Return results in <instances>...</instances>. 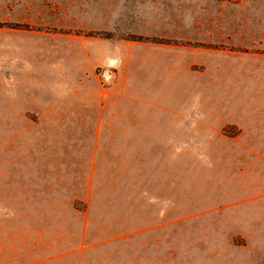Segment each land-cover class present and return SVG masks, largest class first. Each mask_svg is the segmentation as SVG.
<instances>
[{
	"label": "rangeland",
	"instance_id": "rangeland-1",
	"mask_svg": "<svg viewBox=\"0 0 264 264\" xmlns=\"http://www.w3.org/2000/svg\"><path fill=\"white\" fill-rule=\"evenodd\" d=\"M263 66L264 0H0V264H264Z\"/></svg>",
	"mask_w": 264,
	"mask_h": 264
},
{
	"label": "crops",
	"instance_id": "crops-1",
	"mask_svg": "<svg viewBox=\"0 0 264 264\" xmlns=\"http://www.w3.org/2000/svg\"><path fill=\"white\" fill-rule=\"evenodd\" d=\"M115 62L114 60V65ZM246 81L248 82V79ZM251 81L253 83V89L246 91L244 113L239 114L237 112L239 105L235 104L236 111L230 117V124L236 125L241 135V140L234 145L238 151H264V66L263 78L260 81V92L254 89L255 86L258 88V79ZM250 94H252L250 98L252 100L249 99ZM259 97L260 99H258ZM234 102H237V97Z\"/></svg>",
	"mask_w": 264,
	"mask_h": 264
},
{
	"label": "water",
	"instance_id": "water-1",
	"mask_svg": "<svg viewBox=\"0 0 264 264\" xmlns=\"http://www.w3.org/2000/svg\"><path fill=\"white\" fill-rule=\"evenodd\" d=\"M107 65L108 66H113L114 65V60L113 59H108Z\"/></svg>",
	"mask_w": 264,
	"mask_h": 264
}]
</instances>
